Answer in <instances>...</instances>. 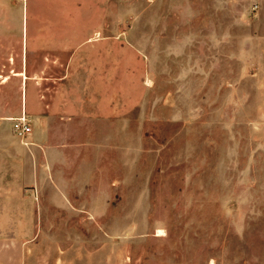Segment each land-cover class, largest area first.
Listing matches in <instances>:
<instances>
[{"label": "rangeland", "instance_id": "374dc122", "mask_svg": "<svg viewBox=\"0 0 264 264\" xmlns=\"http://www.w3.org/2000/svg\"><path fill=\"white\" fill-rule=\"evenodd\" d=\"M96 69L23 145L25 79ZM0 264H264V0H0Z\"/></svg>", "mask_w": 264, "mask_h": 264}, {"label": "crops", "instance_id": "0c3cea01", "mask_svg": "<svg viewBox=\"0 0 264 264\" xmlns=\"http://www.w3.org/2000/svg\"><path fill=\"white\" fill-rule=\"evenodd\" d=\"M84 48L85 51L88 52H98V49H101L94 43L90 46H84ZM75 52L76 50L73 51V54L70 57L69 65H72L78 57ZM66 73V76L59 79V82L56 84H59V86L70 84L72 91L69 93L55 91L54 94H46L42 90H36L34 87L42 85L43 82L41 81H34V87L28 88L27 86L26 89L25 79L23 109L28 117L29 125L31 127V131L26 135V141L23 144L27 148L38 147L40 149H47L48 147L51 148L55 146L50 144V140L52 139L53 132H57V130H59V132L62 133L59 126H63V123L71 121L75 117H80L83 108H87L86 106L96 110L98 102L96 95V78L98 76V69L94 72L92 70V73L90 74L91 76L89 73L86 74L87 80L85 82V88L80 86V88L75 91L72 88L76 87L78 84L71 80L73 79V72L68 70ZM82 85H84V83ZM28 96H30L29 99ZM23 148L24 147L22 146H17L16 151H20Z\"/></svg>", "mask_w": 264, "mask_h": 264}, {"label": "built area", "instance_id": "2783aa9c", "mask_svg": "<svg viewBox=\"0 0 264 264\" xmlns=\"http://www.w3.org/2000/svg\"><path fill=\"white\" fill-rule=\"evenodd\" d=\"M12 121V128L15 134L20 138H25L26 135L31 131V127L25 113L15 117Z\"/></svg>", "mask_w": 264, "mask_h": 264}, {"label": "bare ground", "instance_id": "6f19581e", "mask_svg": "<svg viewBox=\"0 0 264 264\" xmlns=\"http://www.w3.org/2000/svg\"><path fill=\"white\" fill-rule=\"evenodd\" d=\"M25 78V77H24Z\"/></svg>", "mask_w": 264, "mask_h": 264}]
</instances>
